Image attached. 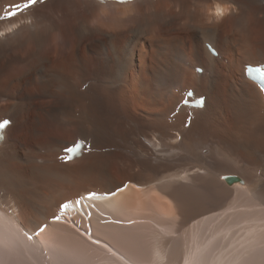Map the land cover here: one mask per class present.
I'll return each mask as SVG.
<instances>
[{
  "label": "bare ground",
  "instance_id": "bare-ground-1",
  "mask_svg": "<svg viewBox=\"0 0 264 264\" xmlns=\"http://www.w3.org/2000/svg\"><path fill=\"white\" fill-rule=\"evenodd\" d=\"M262 63L264 0H0V264H264Z\"/></svg>",
  "mask_w": 264,
  "mask_h": 264
},
{
  "label": "clouds",
  "instance_id": "clouds-1",
  "mask_svg": "<svg viewBox=\"0 0 264 264\" xmlns=\"http://www.w3.org/2000/svg\"><path fill=\"white\" fill-rule=\"evenodd\" d=\"M133 3V0H129V4ZM217 11L213 13L212 18L208 20L209 23L215 22V23H220L226 16L230 15V13L233 11V7L228 4H217L216 5ZM125 14H129L128 10H124ZM109 10L104 9L102 11V15H108Z\"/></svg>",
  "mask_w": 264,
  "mask_h": 264
},
{
  "label": "rangeland",
  "instance_id": "rangeland-1",
  "mask_svg": "<svg viewBox=\"0 0 264 264\" xmlns=\"http://www.w3.org/2000/svg\"><path fill=\"white\" fill-rule=\"evenodd\" d=\"M106 52H108V50H106Z\"/></svg>",
  "mask_w": 264,
  "mask_h": 264
},
{
  "label": "water",
  "instance_id": "water-1",
  "mask_svg": "<svg viewBox=\"0 0 264 264\" xmlns=\"http://www.w3.org/2000/svg\"><path fill=\"white\" fill-rule=\"evenodd\" d=\"M230 177V176H229Z\"/></svg>",
  "mask_w": 264,
  "mask_h": 264
}]
</instances>
